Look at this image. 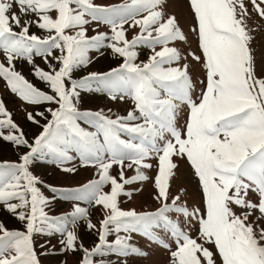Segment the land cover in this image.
<instances>
[{
    "label": "snow or ice",
    "instance_id": "1",
    "mask_svg": "<svg viewBox=\"0 0 264 264\" xmlns=\"http://www.w3.org/2000/svg\"><path fill=\"white\" fill-rule=\"evenodd\" d=\"M167 2L0 0V80L28 105L55 106L25 109L40 128L30 141L0 99V141L25 150L0 160V210L21 225L0 220V264H53L49 257L69 253L80 254L76 264H111L104 257L113 255L128 264L149 255L138 236L163 250L166 264H264V55L258 64L254 46L256 29L264 33V0H184L187 32ZM93 51L119 63L73 78L93 63ZM17 62L31 65L49 91ZM81 92L130 107L115 116L81 110ZM37 158L68 174L78 158L95 175L77 187L46 185V197L30 170ZM179 160L191 168L199 197L192 205L188 188L175 185ZM146 182L158 207L122 208L121 197L133 199ZM58 200L71 211L50 214ZM81 202L102 212L99 227ZM81 225L97 237L91 247Z\"/></svg>",
    "mask_w": 264,
    "mask_h": 264
},
{
    "label": "rangeland",
    "instance_id": "2",
    "mask_svg": "<svg viewBox=\"0 0 264 264\" xmlns=\"http://www.w3.org/2000/svg\"><path fill=\"white\" fill-rule=\"evenodd\" d=\"M122 0H95V3L102 5H109L120 3ZM167 11L169 13H175L180 19L181 26L184 28V31H188V26L191 23V19L187 10L184 0H168L167 2ZM256 29V24L252 25ZM92 27H95L93 25ZM100 31H108L106 26H101ZM32 31H36L35 28ZM257 36L255 41V48L257 51L258 64L260 57L264 55V33L260 32L259 29H256ZM92 28H89L88 35H93ZM133 31L128 32V38L131 39L133 36ZM189 39L192 41V47L195 48V41L192 36H189ZM184 47H187L186 45ZM140 60H146L149 50L146 48H141L140 50ZM90 55L93 57V63L90 64L87 68L77 69L73 73V78L79 79L81 76L86 75L89 71H107L110 67H115L119 63L118 60L113 59L110 54L106 53L104 56H99L96 52H90ZM2 58V57H0ZM35 63L40 65L41 68L46 69V65L41 57H35ZM17 70L21 71L22 74L36 87L49 91L47 86L37 80L31 73V65H28L26 62H17ZM47 70V69H46ZM0 99H3L9 111L13 113L14 120L20 125V127L25 131L27 137L31 139L38 134L40 131L39 126L33 125L31 122L27 121L25 117V109L27 111L35 112L44 111L46 107H55L54 105H41V106H31L22 101L18 96L9 92L3 80H0ZM79 107L81 110L90 109V110H99L104 109L106 114L115 116V115H124L130 107L129 102L111 101L105 96L98 95L96 93L90 92H81V101ZM108 109H111V113H108ZM47 115V113H46ZM40 119V123L43 124L45 121L43 118L37 117ZM83 127L91 129L84 121H81ZM25 151L24 149H14L12 145L0 141V160H12L15 161L18 159L19 152ZM50 158H37L34 160L33 165L30 170L40 177L44 181L43 185H38L41 187L43 194L46 197H51V193L46 187V185H54L57 187H77L86 183L87 181L94 178L95 169L92 167H80L78 158L72 161L68 166L75 164L78 171L74 174L63 173L57 168L54 164L49 162ZM152 163H155L152 161ZM179 168L178 179L175 181V185H183L188 188L189 193L192 195V199L189 200V205H192L194 201H198L199 197L196 195L195 184L191 182V168L187 164L186 160L178 161ZM132 173L129 172L128 175ZM149 175H154V172L149 171ZM107 190V189H105ZM176 191V187H173V192ZM154 189L151 182H146L143 185V191L134 195V198L128 200L126 197H121V207L125 209L135 208L137 211H151L158 207L156 201L152 199V193ZM82 207H87L91 215V220L93 223H96L99 227V220L102 218V212L96 208L89 207L86 203L81 202ZM71 211V202L64 200H58L53 202V211L50 214L60 215L62 213ZM0 220L6 223V226L9 228H20L21 225L14 217H9L7 214L3 213L0 210ZM79 232L83 238L85 246L91 247L96 242V235L92 233H87L83 226L79 227ZM59 239V236H56L52 239L53 243H56ZM111 239V237H110ZM138 246L142 247L145 251L149 253L147 257H130L128 258V264H166L167 256L163 250L159 249L155 244L147 242L144 238L137 237L134 241ZM57 247L59 245L57 244ZM80 254L75 255L69 253L67 256L57 255L54 258L49 257V260H52L53 264H60V261L67 260V264H76L79 259ZM97 259H100L97 257ZM106 262L110 261L111 264H119V261L115 255L104 257ZM47 264V261H45Z\"/></svg>",
    "mask_w": 264,
    "mask_h": 264
}]
</instances>
